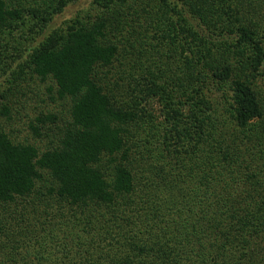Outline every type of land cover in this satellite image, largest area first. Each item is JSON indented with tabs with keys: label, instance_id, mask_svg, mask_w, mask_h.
Returning <instances> with one entry per match:
<instances>
[{
	"label": "trees",
	"instance_id": "trees-1",
	"mask_svg": "<svg viewBox=\"0 0 264 264\" xmlns=\"http://www.w3.org/2000/svg\"><path fill=\"white\" fill-rule=\"evenodd\" d=\"M76 1L0 0L69 104L42 150L0 127V264H264V0H92L44 35Z\"/></svg>",
	"mask_w": 264,
	"mask_h": 264
},
{
	"label": "rangeland",
	"instance_id": "rangeland-1",
	"mask_svg": "<svg viewBox=\"0 0 264 264\" xmlns=\"http://www.w3.org/2000/svg\"><path fill=\"white\" fill-rule=\"evenodd\" d=\"M91 4L92 0H77L75 3L69 4L61 14L53 18L44 35H48L54 30H65L75 18L88 14L91 11ZM21 35L22 33H18L14 42L9 38L3 39V37L0 42V45L6 48V52L0 50L4 55L0 59V98L6 97L9 106L13 109L9 121L0 116V127L10 134L14 142L31 144L36 142V145H40L38 147L42 150L44 149L43 144L46 142L36 140L28 126L31 123L34 124L35 119L41 113L54 115L57 120L56 124L60 127L66 125L69 104L49 101L47 88L50 86V82H40L36 77L30 75L29 70L25 67V62L28 60L30 51L37 46L41 38L31 42ZM259 85L264 92V81ZM150 111L154 117H159V109L156 104L150 108ZM29 217L34 220L31 228L28 229L31 231V241L33 242L35 238L39 239L38 236L42 237V231L40 225L36 224L35 216L31 214ZM28 230L26 231L28 232ZM65 243L68 244L67 241ZM50 245L53 246V244H48V247Z\"/></svg>",
	"mask_w": 264,
	"mask_h": 264
}]
</instances>
